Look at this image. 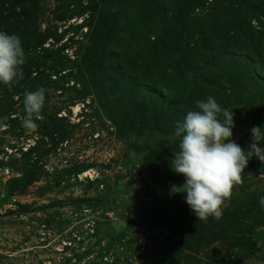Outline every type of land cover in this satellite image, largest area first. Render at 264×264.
<instances>
[{"label": "rangeland", "instance_id": "obj_1", "mask_svg": "<svg viewBox=\"0 0 264 264\" xmlns=\"http://www.w3.org/2000/svg\"><path fill=\"white\" fill-rule=\"evenodd\" d=\"M0 31L29 56L34 34L67 47L81 74L49 85L33 133L0 83V264H264V162L204 221L170 163L209 96L245 151L264 131V0H0Z\"/></svg>", "mask_w": 264, "mask_h": 264}, {"label": "clouds", "instance_id": "obj_2", "mask_svg": "<svg viewBox=\"0 0 264 264\" xmlns=\"http://www.w3.org/2000/svg\"><path fill=\"white\" fill-rule=\"evenodd\" d=\"M26 56L19 36L0 31V83L9 87L22 80ZM198 110L187 112L183 122H176L175 136L180 138L179 150L173 152L171 169L185 178L181 186H173L171 194L186 193L185 202L199 221L222 218L223 211L236 187L242 185V174L255 156L264 162V131L251 129L252 143L245 151L232 140L234 113L222 109L209 96L196 102ZM45 89L26 91L23 99L25 116L22 126L29 133L37 130L42 120ZM223 117V119H221ZM264 208V196L259 200Z\"/></svg>", "mask_w": 264, "mask_h": 264}, {"label": "trees", "instance_id": "obj_3", "mask_svg": "<svg viewBox=\"0 0 264 264\" xmlns=\"http://www.w3.org/2000/svg\"><path fill=\"white\" fill-rule=\"evenodd\" d=\"M35 42L31 45L30 56L28 55L29 51L25 52V56L27 57L30 63L27 66H22L23 71V79L16 82V91L21 90L23 92L26 91H36L39 88L45 89V100L47 99V88L51 84L64 85L70 79H74L79 82L81 78V74H79V69L77 67H72L74 63L70 61L69 58L64 55V51L67 47L65 46H55V44L48 45V47H43L42 37L39 34L33 35ZM26 42H31L28 38H24L22 45ZM24 49V48H23ZM25 51V49H24ZM72 68H76V71L70 70ZM32 70V71H31ZM53 71V74L56 76V80H50V75L46 74V71ZM67 70V73L62 75L61 73ZM34 74V75H33ZM9 107H6V111H9ZM49 112V109L44 108L42 110V115H45ZM22 114H24V110L22 109ZM38 124V122H36Z\"/></svg>", "mask_w": 264, "mask_h": 264}]
</instances>
